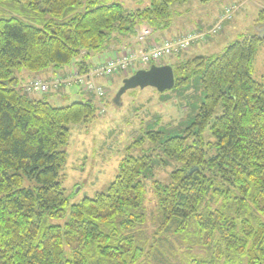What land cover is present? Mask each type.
<instances>
[{"label":"trees","instance_id":"1","mask_svg":"<svg viewBox=\"0 0 264 264\" xmlns=\"http://www.w3.org/2000/svg\"><path fill=\"white\" fill-rule=\"evenodd\" d=\"M186 1L127 10L119 1L0 0V264H264V80L254 77L264 38L257 31L218 56L171 63L174 88L189 89L198 76L203 91L182 133L152 129L137 139L159 143L177 162L169 182L153 181L151 211L142 180L149 152L127 154L104 191L71 203L62 180L71 124L89 123L98 106L92 97L58 106L55 95L25 87L72 62L70 72L87 73L98 64L92 55L143 25L166 30L171 5ZM67 209L63 225L52 222Z\"/></svg>","mask_w":264,"mask_h":264},{"label":"rangeland","instance_id":"2","mask_svg":"<svg viewBox=\"0 0 264 264\" xmlns=\"http://www.w3.org/2000/svg\"><path fill=\"white\" fill-rule=\"evenodd\" d=\"M97 1H119L127 10L149 4V0ZM262 6L264 7V0H211L209 2L188 0L172 4L170 21L166 30L176 35H171L172 37L169 36L168 39L183 37L189 40L192 35L194 40L189 43V49L181 56H165L161 63H173L184 55L193 57L222 54L233 40L242 38L246 34L256 33L257 25L260 24L258 14ZM16 9L20 11L19 8ZM81 10L84 11L85 8ZM219 22L222 23V29L216 28ZM144 28L145 26H142L137 31L140 32ZM205 33L208 34L205 35ZM115 37L120 38V35L115 34ZM127 38L128 35L125 39ZM225 44L226 47L221 50V46ZM118 48L113 51V54L122 50ZM97 55H92L90 59L99 64L104 61L107 53H101L96 58ZM147 65L139 63L137 67ZM74 66L76 65L72 62L62 71L66 72ZM254 68V77L257 80H264V39L256 53ZM132 70L126 74L116 73L110 77H98L99 82L105 86L106 92L102 97L86 92V88H84L85 92L81 93L75 85L67 86L69 88L63 85L64 89L60 87L62 90L51 86L45 92L55 95L51 101L58 106L66 104L58 100L70 98L66 102L72 103L88 97H92L98 106L95 118L89 123L71 124V138L66 146L68 157L62 173V180L71 203L104 191L117 175L120 161L127 154L141 155L149 152L152 155L151 169L142 177L145 185L146 207L149 211L156 205L153 181L159 180L163 183L170 181L171 172L177 162L163 153L159 143H150L144 139L138 144L137 139L146 137L147 131L152 129L163 130L167 134H173L172 130L182 133L185 124L196 113L203 91L201 82L198 76H194L189 89L173 87L159 91L151 86L131 88L123 94L122 103L118 105L114 102V98L123 84V79L134 73V71L131 73ZM61 73L63 72H50L39 77L44 79L43 81L50 82L67 75V73L61 75ZM28 82L29 79L25 81V84ZM36 92L37 94L32 95L45 96L38 90ZM219 111L217 109V113ZM68 219L69 210L67 209L64 216L52 219V222L63 225Z\"/></svg>","mask_w":264,"mask_h":264},{"label":"built area","instance_id":"3","mask_svg":"<svg viewBox=\"0 0 264 264\" xmlns=\"http://www.w3.org/2000/svg\"><path fill=\"white\" fill-rule=\"evenodd\" d=\"M222 23H218L216 27L221 28ZM214 28V29H216ZM152 34L150 28H144L136 36V42H147V39ZM183 37L176 39H164L160 43L151 42L149 48L134 49L125 45L122 47L120 53L107 59L104 63L93 67L85 74L74 72L69 76L60 77L55 81L46 82L42 79H33L28 83L27 90L47 92L51 86L59 88L61 85H80L83 89L94 93L98 97L105 94V86L97 81V77L111 76L116 72L126 73L130 69L136 67L139 63L146 64L149 62H159L165 56H170L180 50L188 48L189 43L194 40L193 36L190 39ZM85 89V90H86Z\"/></svg>","mask_w":264,"mask_h":264},{"label":"water","instance_id":"4","mask_svg":"<svg viewBox=\"0 0 264 264\" xmlns=\"http://www.w3.org/2000/svg\"><path fill=\"white\" fill-rule=\"evenodd\" d=\"M256 29L258 35L264 38V22L258 24ZM175 82V71L171 64H152L148 68L138 69L133 74L125 77L114 98V102L118 105L121 104L123 94L131 88L151 86L159 91H165L173 88ZM195 168L197 167L191 168L187 174H191Z\"/></svg>","mask_w":264,"mask_h":264},{"label":"crops","instance_id":"5","mask_svg":"<svg viewBox=\"0 0 264 264\" xmlns=\"http://www.w3.org/2000/svg\"><path fill=\"white\" fill-rule=\"evenodd\" d=\"M236 14H238V13H236ZM179 34V33H178ZM237 35H239V34H241V33H236ZM171 35H176V33H169L167 30H160V31H154L153 32V35H152V37H150L149 38V40L147 41V42H145V43H143V42H136V37H134L133 35L132 36H128V38L127 39H125V38H123V40L120 38H118L119 40H118V42H120V43H118V42H116V41H114L113 42V44L111 45V47H110V49L109 50H107V51H105V53H107V55H106V58H109L111 55H113V51L115 50V49H117L118 48V46H120L121 44H133V46L135 47V48H137V49H140V48H149L150 47V44H151V42H153L154 41V43H157V42H160V41H162L163 39H165V38H170V37H172ZM170 36V37H169ZM126 37V36H125ZM128 41V42H127ZM115 43V44H114ZM226 47V44L225 45H222L221 46V50L222 49H224ZM104 53V52H103ZM100 56V54H98L97 56H96V58H98ZM105 58V59H106ZM104 59V60H105ZM95 64H96V62L95 61H93ZM70 70H68V71H62L63 73H61V75H64V74H70V73H73L72 71L71 72H69ZM62 88V87H61ZM62 89H64V88H62ZM62 89H60V90H62ZM34 94H37V92H34ZM70 94V96L72 97V94L71 93H69ZM61 101H63V100H61Z\"/></svg>","mask_w":264,"mask_h":264}]
</instances>
